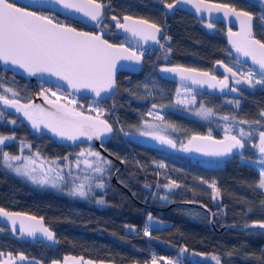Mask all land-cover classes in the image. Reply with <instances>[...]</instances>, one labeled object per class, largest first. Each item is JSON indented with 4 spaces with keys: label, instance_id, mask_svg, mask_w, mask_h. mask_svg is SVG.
<instances>
[{
    "label": "trees",
    "instance_id": "16d2710c",
    "mask_svg": "<svg viewBox=\"0 0 264 264\" xmlns=\"http://www.w3.org/2000/svg\"><path fill=\"white\" fill-rule=\"evenodd\" d=\"M102 1L105 2L104 14L98 26L105 31L108 40L121 43V36L115 28L117 21L112 17H117L119 21L122 15L129 14L166 26L165 34L171 37L167 42L171 52L166 61L159 54H146L142 68L137 73L120 71L116 90L103 101L77 96L81 102L73 106L76 110L97 115L93 109H99V116L112 124L113 131L104 148L114 158L88 143L72 147L62 144L50 134L29 129L19 118L0 107L3 113L0 116V136L14 137L13 141L0 144V207L41 216L55 235V239L49 242L19 237L0 222V253H23L42 262L82 256L115 264L147 263L150 254H155L164 264L161 259L163 255H179L183 264H216L209 261L192 262L186 253L179 252L187 249L186 252L214 254L218 256L220 264H264L260 259L264 256V234L260 230L243 229L245 223L264 220V208L260 206L264 202V190L256 188L259 180L257 167L245 166L240 157V152H243L246 161L258 158L257 149L252 144L256 141L257 132L263 130L259 125L249 124L256 131L244 149L215 161V164L208 163L214 161L194 158L184 150L194 135L207 131L210 132L207 134L214 136L224 135L222 127L213 121H203L167 109L165 120L175 131L174 141L180 143L175 149L142 143L128 136V132L146 118L143 108L149 103L172 104L180 84L160 75L159 68L163 64L195 67L215 72L219 76L223 73L215 70L217 61L250 68L246 63L238 62L231 53L225 36L227 27L219 21L206 23L203 18L185 10L166 11L162 0ZM214 1L253 13L256 17L254 34L264 42V21L260 19L264 14V6L260 2ZM67 24L79 29L98 30L97 26L91 28L75 20ZM1 73H5V77ZM0 85H3L0 94L24 101L41 93L40 82L30 81L1 66ZM8 88L18 95L8 96ZM230 88L232 85L229 81V90L223 95L198 91L197 101L218 115L238 120H264L259 115L264 110V86H239L236 93H232ZM46 92V96L54 97ZM237 100L240 102L239 107L234 103ZM20 140L26 141L31 150L42 157L50 159L63 158L79 147L94 149L111 162L105 187L89 192L86 197H79L69 195L67 189L39 187L30 183L13 173L3 159L5 152L11 155L18 153ZM161 163L165 167H159ZM114 173L117 182L127 187L131 194L112 180ZM170 181H176L180 187L171 190L164 187ZM210 184H215L219 189L220 194L215 199ZM161 196H167L168 199L162 200ZM98 200L104 202L99 204ZM183 200L197 201L207 206L216 227L228 223L236 227L230 226L217 232L210 225V214L202 207L180 203L168 205ZM249 208L253 210L251 213H248ZM148 213L167 224H148ZM146 224L149 225L150 236L144 235ZM229 252L233 255H227Z\"/></svg>",
    "mask_w": 264,
    "mask_h": 264
},
{
    "label": "snow or ice",
    "instance_id": "6c2138e0",
    "mask_svg": "<svg viewBox=\"0 0 264 264\" xmlns=\"http://www.w3.org/2000/svg\"><path fill=\"white\" fill-rule=\"evenodd\" d=\"M51 2L62 5L64 9H72L78 13H83L90 20L97 22H99L104 7L97 0H51ZM182 2L194 3L197 12L201 10L209 12L214 10L223 11L225 17L234 15L240 21L241 31L239 34H234L229 30V42L237 53L250 58L252 64L258 66V71L250 68L246 73H238L233 71L227 64H223L222 61H217L216 63L221 65L226 72L231 73L232 77L237 75L241 77L235 80L236 84L245 83L251 88H255L257 85L264 86V42L253 37V14L248 11H238L227 4H209L205 0H174V3H167L166 0H162L164 7L169 10L174 9L177 4ZM261 2L264 3V0H261ZM112 19L117 21V28L124 29L125 32L131 33L133 37H139L145 42L151 40L159 44L160 47H164L163 44H160L159 38L162 28L157 24L149 23L143 19L134 20L131 16L123 18L125 23H120L115 16ZM260 19L264 21V14L260 16ZM208 26L212 27L211 24ZM233 36H237V38L232 39ZM164 38L167 40L171 39V37ZM167 51L171 52V48H168ZM143 55V52L138 54L136 50L125 47L123 44L110 43L107 39H104L102 34L78 31L77 28L61 23L55 20L54 17L45 15L42 11H38L33 7L21 6L16 0H0V61L23 69L29 76L48 74L65 81L72 89L77 91L88 89L94 92L96 96H100L102 92H108L116 87L115 74L118 61H135L139 64ZM161 72L178 73L182 80H191L193 84H208L210 88L219 86L221 91L229 88V76H224L222 80H217L215 76L210 75L208 72H199L196 69L183 68L182 66L164 67ZM0 87H3V85H0ZM187 90L190 91V89ZM6 91L12 92L13 96L18 95L11 88L6 89ZM46 91L51 90L48 89ZM177 91L179 92V90ZM230 91L237 92L239 89L232 87ZM52 95L56 96V93L52 92ZM45 99H48L47 96H45ZM58 100L59 97H57ZM57 101L48 100V103L54 106L55 111L47 112L39 105H20L17 100L9 99L6 95L0 94V102L15 108L17 112H23L24 116L31 121L33 128L39 129V125L43 123L52 132L68 140L75 141L80 136H85L89 140L93 137L100 139L105 133L113 131L112 125L107 120L99 118V109H93V111L98 113L97 116L93 117L85 115L74 107L61 105ZM69 103L73 102L69 101ZM177 103L194 104L195 97L193 96L190 100H178ZM229 103H233V101H229ZM234 103L239 107L240 102L238 100ZM152 107L156 108L157 105L153 104ZM194 114L207 119L214 113L213 109L201 105ZM2 115L3 113L0 112V116ZM149 115H155L158 119H163L159 116V113L150 111ZM259 115L264 118V110H261ZM221 119L227 121L230 117L225 115ZM231 119L235 120L236 118L231 117ZM11 123H15V121H11ZM239 123L259 125L264 129V120L262 119L254 121L240 120ZM227 131L230 132L231 129L229 128ZM255 131L256 129L252 128L246 132L241 127L238 135H225L223 140H214L211 134L208 136H193L189 140L188 146L184 147V150H194L205 155L217 157L231 155L234 149H244ZM140 134L148 135L149 133L141 132ZM153 138L161 143L175 147V143L171 139L155 135ZM10 139H14V137L0 136V144H4L6 140ZM197 141L199 143H194ZM252 147L258 149L259 158L246 161L243 152H240L241 162L245 166H259V180L256 188L257 190H264V130L259 131V142L253 143ZM81 155H84V153H81ZM89 155L103 160L99 152H89ZM3 156L5 162L20 159L18 156H10L7 152L3 153ZM84 163L89 168L93 167L92 163L87 160ZM104 163L111 162L104 161ZM7 167L12 168V164L8 163ZM159 167L163 168L165 165L161 163ZM14 170L17 174L31 179L33 183L49 182L47 179L38 181L35 176L31 175L27 165L23 169L16 167ZM93 170L102 173L104 168L97 166ZM32 171H35V169H32ZM49 171L52 170L50 169ZM58 178L63 179L61 176H58ZM53 186H56L54 182ZM97 187L103 189L104 184L99 183ZM146 187L149 186L146 185ZM164 187L171 190L172 188H179L180 185L176 181H170ZM209 187L212 188L213 199L219 196V189L215 187V184H210ZM89 191H91L90 187L86 191L85 185L80 184L73 187L69 195L86 197ZM160 199L167 200L168 197L161 196ZM103 202V200L97 201V203ZM260 206L264 208V202H261ZM252 211L251 208L248 209V213ZM21 215L20 213L6 212L3 208H0V216L11 220L13 231L17 230L15 217H20ZM148 219L149 221L153 219L151 214H149ZM27 220L30 222L20 221L19 232L21 235L35 236L37 232H40L48 240L55 239L54 233L43 225V218L37 220L36 217H28ZM243 227L246 230H260V233L264 234V220H253L251 223H245ZM143 232L145 236L151 235L149 225H145ZM181 251L186 252L187 249H181ZM3 255V253H0V256ZM8 255L11 257V253ZM227 255L231 256L233 253L229 252ZM20 259L24 260L25 257L21 255ZM64 259L67 262L70 258L65 257ZM161 259L165 258L161 257ZM212 259L216 260V264H220L218 257L213 256ZM260 259L264 261V256H261ZM0 264H13V262L9 259L0 261ZM52 264H59V262L53 260ZM152 264H156L155 257H153ZM166 264H181V262L179 260H166Z\"/></svg>",
    "mask_w": 264,
    "mask_h": 264
},
{
    "label": "water",
    "instance_id": "95a60500",
    "mask_svg": "<svg viewBox=\"0 0 264 264\" xmlns=\"http://www.w3.org/2000/svg\"><path fill=\"white\" fill-rule=\"evenodd\" d=\"M256 1L260 2L264 6V3H262L261 0H256ZM16 2L19 5H21V6L25 5V6L35 7V8H39V9H46V10L54 11V12L60 14V15L66 16L69 19L78 21V22L83 23V24H85L87 26H96L100 22L103 14H104V7H103L102 15H101V17L99 19V22H97V21L90 20L88 17L84 16L83 13H78L75 10H72V9H64L62 5L53 3V2H51V0H16ZM97 2L103 4L99 0H97ZM205 2L209 3V4H227V3L214 1V0H205ZM167 3H174V0L172 2H167ZM227 5L231 6L230 4H227ZM231 7H234V6H231ZM163 8L166 11H173L175 9H181V10H185V11H187L189 13L194 14L197 17L203 18L204 20H207V21H210V22L211 21L222 22L227 27L226 32H225L226 41H227V44H228V46L230 48V51L233 54V56L235 57V59L238 62H240V63H246L251 69H254V70L258 71V66L253 65L250 58L244 57L240 53H237L235 51V49L232 47V44L229 42L230 41L229 30H231V32L234 33V34H239L240 31H241L240 21L238 19H236V17L234 15H230L228 17H225L223 11H215V10L211 11V12H209L207 10H201L200 12H197L196 7L194 6V3H183L182 2V3L177 4L176 7L174 9H171V10L166 9L164 7V5H163ZM234 8H236V7H234ZM236 9L238 11H246V10L239 9V8H236ZM125 16H131V17H133L134 20H139V19L146 20V19L141 18V17H135V16H132V15H129V14H124V15L121 16V19L119 21L120 23H125V21L123 19ZM253 17H254L253 18V22H252L253 37L255 39H258L255 36V34H254V23H255V18H256L254 14H253ZM148 22L149 23H153V22H150V21H148ZM128 23H130V22H128ZM64 24H66V23H64ZM67 25H70V24H67ZM71 26H73V25H71ZM73 27H75V26H73ZM160 27L162 28V33L159 34V38L161 39L164 36V34H165L166 28L163 27V26H160ZM75 28H77V27H75ZM115 28H116V31L121 36H123V37H125V38H127V39H129V40H131V41H133L135 43H138V44H140L143 47H146V48H158L160 46L159 44H156V43H154L151 40L145 42L144 40L140 39L139 37H133L131 33L125 32L124 29H122V28H117L116 25H115ZM77 30L78 31H83V32H92V33H95V34H102L104 39H107L105 37V31L104 30L92 31V30L79 29V28H77ZM236 38H237V36H233L232 37V39H236ZM108 41L110 43L117 44V45L123 44L125 47L131 48L125 43H119V42L117 43V42H113V41H110V40H108ZM137 53L139 54V52H137ZM143 62H144V55H143L142 60H141V62L139 64H137L135 61H127V60L118 61L117 62V69H116L115 79L117 80V75H118V73L120 71H127V72H130V73L139 72L141 70V68H142ZM223 64H227V63L223 62ZM227 65L229 67H231L233 69V71L238 72L233 66H231L229 64H227ZM0 66L2 68H4V69L8 70V71H11L12 73H14L16 75H19V76L27 78L30 81L46 82V83H48V84H50L52 86H56V87H59V88L65 90V91L71 92L72 94H74L76 96L88 97V98H91V99H94V100H98V101H103V100L107 99L112 93H114V91L116 90V87H117V82H116V87L114 89H112V90H110L108 92H102L100 94V96H96V94L94 92H92L91 90H88V89H81L79 91H77L75 89H72V88H70L67 85V83L65 81L59 80L58 78L50 76L48 74H37L36 76H29L27 73H25L23 71V69H20L18 67L12 66L11 64H5L2 61H0ZM175 66H182L183 68H193V69L198 70L199 72H208L210 75L215 76L217 78V80H222L224 78V76L220 77L217 73L211 72L209 70L199 69V68L185 66V65H180V64H166V65L161 66L159 68L160 75L165 77V78H167V79H169V80L178 82L179 84L186 85V86L191 87V88H193V89H195L197 91L208 93V94H211V95H223L226 92H228V90H229V88H225V89H223L221 91L219 86H217L215 88H210L208 86V84H193L191 80H182L178 73H163V72H161V69L164 68V67H175ZM215 70L222 72L225 76L232 77L231 73L226 72L225 69L221 65H219L217 63H215ZM47 98L48 99L46 100L45 96L43 94L37 93V94H34L30 99L25 100V101L21 100L19 98H16V97H11L9 99L17 100L20 105H28V104L39 105L41 108L45 109V111H47V112H54L55 108H54V106L52 104L48 103V100L57 101V98H51V97H47ZM57 102L59 104H61V105H67L64 101H62L60 99ZM67 106L70 107L69 105H67ZM0 107L3 110H5L6 112H9L12 115H14L15 117L19 118L29 129H31L33 131H36L38 133L50 134V135L54 136L55 138H57L62 144H67V145L72 147V146L80 144V143H88V144L97 146L99 151L102 152L103 154H105V155H107V156H109L111 158H114V156L112 154H110L104 148V144L109 139V137H110L112 132L105 133L100 139H97V138L93 137L91 140H89L85 136H80L75 141L68 140V139L60 137L59 135H57L54 132H52L49 128L45 127L43 123H41L39 125V129L33 128L31 121H29L27 119V117L24 116L23 112H17L15 108L6 106V105L3 104V102H0ZM78 111L83 112L85 115H89V116H93V117L97 116L96 114H94L92 112L81 111V110H78ZM99 118L103 119V120H107V119H105V118H103L101 116H99ZM107 122L109 124H111L108 120H107ZM208 135L209 134L204 133V134H197V135H194V136H208ZM225 135H232V134H224V135H221V136L211 135V137L214 140H223ZM194 143H199V141L194 142ZM187 146H188V143H187ZM237 151H238L237 149H234L233 153H235ZM187 152L190 155H192L194 158H197V159H200V160H205V161H219V160H223L226 157L230 156V155L220 156V157L209 156V155H205L202 152H197V151H194V150L187 151ZM112 180L117 182V180L115 178V173L112 175ZM117 183L121 187L126 189L127 192H129L131 194V192L129 191V189L127 187H125L123 184H121L119 182H117ZM189 202H191V203H189ZM175 203H180V204H184V205H194V206L202 207L206 212H208L210 214V221H209L210 225L217 232H222L225 228H228L230 226L236 227L233 223H228V224L222 225L220 227H216V225L214 224V220H213V216H212L211 210L207 206H205L203 203H201V202L183 200V201H174V202L169 203L168 205L175 204ZM0 208H3V207H0ZM3 209L6 212L22 214L20 217H15V219H16V229H17L16 231L12 230L13 229V225H12V222H11L10 219H8L7 217H4V216H0V222L3 225H5L6 227H8L12 232H16L19 237L29 238V239H33V240L48 241V242L51 241V240H48L47 237L44 236L43 233H40V232H37L35 234V236H28L27 234L21 235V233L19 232V225H20V221L21 220H24L26 223H29L30 221L27 220L28 217H36L37 220H40V218H42L41 216L26 212V211L10 210V209H6V208H3ZM42 223H43V225L45 227H47L51 231L49 226L45 223L44 219H43ZM243 229H244V227H243ZM3 254H4L3 256H0V261L11 259L13 264H52V261H53L52 260L50 262H42L41 260H39L37 258L28 257V256H26L23 253H17V254H12L11 253V257H9V255H8L9 253H3ZM21 255H23L25 257L24 260L20 259ZM69 258L70 259L67 262H65V259L56 260V261H58L59 264H115V263H113L111 261L92 260L90 258L82 257V256H74V257H69ZM71 258H75V259H71ZM127 264H142V263L130 262V263H127ZM143 264H152V263H148L147 262V263H143ZM156 264H161V262H156Z\"/></svg>",
    "mask_w": 264,
    "mask_h": 264
},
{
    "label": "rangeland",
    "instance_id": "374dc122",
    "mask_svg": "<svg viewBox=\"0 0 264 264\" xmlns=\"http://www.w3.org/2000/svg\"><path fill=\"white\" fill-rule=\"evenodd\" d=\"M208 25V24H207ZM97 28L99 29V26L97 25ZM164 37H169L168 35H164ZM169 40L163 39V45L164 47L160 49L159 55L160 58L163 60L168 59L169 52L167 49L169 48L167 46V42ZM167 57V59H165ZM236 70H238L239 73H246L250 68L244 67L238 64H231ZM241 77H229V81L231 82L232 87H239V86H248L245 83L241 84H236L235 80L240 79ZM49 89L51 91H48L51 95L52 92L56 93L55 98L59 97L60 100L64 101L69 105L70 107L75 106L76 103H80L81 100L77 99V96L73 95H68V92L65 90L56 87V86H50ZM187 89H190L188 91ZM179 90V92L177 91ZM176 93L174 97L172 98V104H165V105H157L153 102L149 103L147 107L143 108V112L146 116V118L134 129H132L130 132H128V136L131 137L134 140L140 141L142 143L146 144H152V145H157V146H163V147H171V148H178L180 146L179 141H174L176 139L175 131L173 130L172 125L165 120V111L167 109H173L181 113H185L188 115H191L193 117H196L200 120L203 121H213L216 125H220L223 129V132L225 134L233 133V135H238L239 134V129L243 127L245 131H250L252 127H250L249 124H240L238 119L232 120L231 116L229 120L225 121L221 119L224 115H218L214 113L213 115L209 116L207 119H203L199 116H196L194 113L197 109L200 108L201 105L206 107L201 101L200 103L197 101V92L195 89L188 87L186 85L180 84L177 87ZM44 96H46V91L41 90ZM232 92V91H231ZM236 93V92H232ZM8 96H13L12 92L7 93ZM53 96V95H52ZM195 97V103L194 104H188V103H177L178 100H190L192 97ZM69 101H72L73 103H69ZM155 104L157 105L156 108H153L152 105ZM208 108V107H206ZM153 113H159V116L162 117L163 119H158L155 115H149V112ZM214 118H217L216 120ZM219 119V120H218ZM231 129V131H227V129ZM141 132H146L149 133L148 135H141ZM207 133H210L207 131ZM155 136H163L168 139H171L175 143V147H172L169 144L166 143H161L159 140L154 139L153 137ZM5 137H13L12 135H3ZM14 139L6 140V141H13ZM259 142V132H257V137L256 141L254 143ZM183 144V141H181ZM89 152H97L94 149H91L89 147H79L78 149L74 150L71 154H68L64 156L63 158H45L39 155L37 152L31 150L29 144L24 141L20 140L19 141V151L17 154L11 155L10 156H18L20 157L19 160H11L7 161L4 163L7 166L8 163L12 164L11 171L15 173L16 175L26 179L30 183L37 185L39 187H51L54 189L62 190V189H67L68 192L70 190L80 184L85 185V190L87 191L88 188H91L92 192L93 190H102L101 188H98L97 185L99 183H103L104 187L106 185V181L108 179V172H109V167L111 163H104V161H109L107 158L103 157L101 154L100 156L103 158V160H99L96 157H93L89 155ZM81 153H84V155H81ZM258 153V158H259V152L257 149ZM257 158V159H258ZM4 159V157H3ZM87 160L90 163H92L93 167L89 168L87 164L84 163V161ZM251 161V160H250ZM217 162V161H216ZM210 164H215L213 162H208ZM27 165L28 170L30 171L31 175L35 176L37 180H43L47 179L49 182L48 183H33L31 179H29L26 176L19 175L16 173L14 170L16 167H20L23 169ZM97 166L103 167L104 171L101 172H96L93 169ZM257 169L259 170V166H256ZM32 169H35V171H32ZM52 171H49V170ZM58 176L63 177V179H59ZM53 182L55 183V187L53 186ZM88 192V193H89ZM217 198V197H216ZM100 204V203H99ZM150 213L147 214L146 216V222L148 224L154 225V226H161L167 224L166 221L161 220L159 218L153 217L152 215V220L149 221L148 216ZM180 254L186 253L191 259L192 262H213L216 263V260H213L212 257L216 256L214 254H207V253H201V252H182L181 250L179 251ZM165 259L163 260V263L166 264V260H172V261H181V258L179 255H163L162 256ZM218 257V256H216ZM158 261L160 262L159 258Z\"/></svg>",
    "mask_w": 264,
    "mask_h": 264
},
{
    "label": "flooded vegetation",
    "instance_id": "af4514ba",
    "mask_svg": "<svg viewBox=\"0 0 264 264\" xmlns=\"http://www.w3.org/2000/svg\"><path fill=\"white\" fill-rule=\"evenodd\" d=\"M100 2H102L103 3V5L105 4V2L104 1H102V0H99ZM25 6V5H24ZM30 7V6H29ZM33 8H35V7H33ZM36 10H38V11H42L45 15H47V13H48V10H46V9H39V8H35ZM132 16H134V15H132ZM135 17H139V16H135ZM142 18V17H141ZM121 19V18H120ZM145 19V18H144ZM147 20V19H146ZM120 21V20H119ZM148 21H150V20H148ZM150 22H153V21H150ZM207 22H210V21H207L206 20V23ZM66 23H72V19H69V20H67L66 21ZM80 23V22H79ZM153 23H155V22H153ZM82 25H85V24H83V23H81ZM155 24H157V23H155ZM157 25H159V24H157ZM85 26H87V25H85ZM159 26H162V25H159ZM89 27H91V28H93V27H96V26H89ZM163 27H165V26H163ZM166 28V27H165ZM92 31H95V30H93V29H91ZM99 30V29H98ZM166 32V31H165ZM118 33V32H117ZM119 34V33H118ZM120 35V34H119ZM165 35V34H164ZM121 36V35H120ZM163 39H164V36L160 39V44H162V42H163ZM120 41H121V43H125V44H127L129 47H131L133 50H136L137 52H143L144 53V56L147 54V55H155V54H159V52H160V49H161V47L159 46L158 48H146V47H143V46H141L140 44H138V43H135V42H133V41H131V40H129V39H127V38H125V37H123V36H121V39H120ZM163 65H166V64H163ZM162 65V66H163ZM223 76H225L224 74L223 75H220V77H223ZM264 130V129H263Z\"/></svg>",
    "mask_w": 264,
    "mask_h": 264
},
{
    "label": "built area",
    "instance_id": "2783aa9c",
    "mask_svg": "<svg viewBox=\"0 0 264 264\" xmlns=\"http://www.w3.org/2000/svg\"><path fill=\"white\" fill-rule=\"evenodd\" d=\"M48 15L54 17L55 20H58V21H61V22H65L67 20L66 16H60L57 13L52 12V11L48 12ZM1 76L5 77V73H1ZM49 87H50V85L48 83L41 82V90L46 91V90L49 89ZM68 95H72V94L70 92H68ZM153 257L156 258V262L158 261V257L155 254H150L149 257H148V262L152 263Z\"/></svg>",
    "mask_w": 264,
    "mask_h": 264
}]
</instances>
